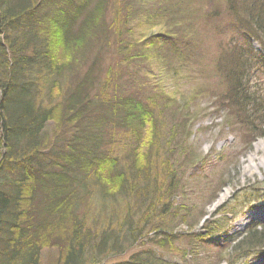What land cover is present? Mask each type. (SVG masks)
Returning <instances> with one entry per match:
<instances>
[{
  "label": "trees",
  "instance_id": "trees-1",
  "mask_svg": "<svg viewBox=\"0 0 264 264\" xmlns=\"http://www.w3.org/2000/svg\"><path fill=\"white\" fill-rule=\"evenodd\" d=\"M158 25L169 30L145 35ZM208 35L216 39L204 64ZM146 63L159 67L149 87L139 85ZM263 64L264 0H0V264H175L150 249L127 255L151 232L159 244L181 237L213 246L217 220L192 232L205 210L191 219L174 205L181 165L195 159L187 125L205 95L250 149L264 137V95L251 89ZM210 70L223 91L207 87L200 98L192 91ZM166 114L172 136L164 143L151 129L150 153L110 147L118 131L140 136ZM158 147L165 157H150ZM179 223L187 229L173 233ZM231 242L264 248V224ZM45 250H56L54 262Z\"/></svg>",
  "mask_w": 264,
  "mask_h": 264
},
{
  "label": "rangeland",
  "instance_id": "rangeland-1",
  "mask_svg": "<svg viewBox=\"0 0 264 264\" xmlns=\"http://www.w3.org/2000/svg\"><path fill=\"white\" fill-rule=\"evenodd\" d=\"M164 30L168 31L169 29L163 25H158L152 30L146 31L145 35L149 36ZM213 39L215 40L216 36L211 37L208 35L206 41L200 45L199 50L204 64L211 63L206 58L211 57L212 50L210 46ZM253 46L255 49H259L257 44L254 43ZM146 64L149 69L147 68L142 72L143 80L139 82V85L141 86L144 83L147 87L151 82L150 80L155 82L151 78L157 77L159 67L156 64ZM204 64L197 68L202 70ZM256 72L259 75L252 78L251 89L253 91L258 90V93L264 95V64L259 66ZM169 77L168 75L161 78L164 86H171L168 80ZM170 81L175 88L178 87L177 91L180 93H189V90H186L189 89V86L183 82L173 78ZM217 83L212 70H210L196 83V89L192 93H199L201 98L202 93L203 95H210L207 87L214 91H223V88L218 87ZM141 90L142 93H148L145 89L141 88ZM149 93L151 92L149 91ZM166 94L163 97L169 95ZM204 98L198 102V106H195V111H199H194V119L190 120L187 125L190 137L185 143L190 147L189 152L195 154V159L185 164L182 156L179 158L180 163L183 162L181 171L184 173L176 191L174 205L179 206L180 209H187L191 219L205 210L206 214L192 230L195 233L201 232L202 226L199 227L200 224L205 226L208 223L210 225L217 220L213 223L217 226L216 233L213 236L216 242L214 245L212 244L213 246H206L197 238L189 240L179 237L164 245L156 242L157 240L153 238L154 233L151 232L130 248L127 255L141 249H150L157 258L175 264H214L218 257H224L220 264H264V248H261L263 251L249 247L235 249V246H232L235 242H231L235 237L244 235L245 231L249 230L252 225L264 224V137H257L252 142L251 148L246 150L247 138H244L243 131L237 128L236 123H232L226 118L229 114L228 111L223 109L219 113L214 112V108L210 104L205 105L204 101L207 102L208 98L205 95ZM183 111V109H177L175 113L178 116ZM161 117H157L154 126L148 121L140 136H136L137 133L130 136L131 132L118 131L111 138L110 147L120 149V151L121 148H125V151L120 152L121 155L124 152L130 155L136 149L142 155L150 153L151 148L155 147L150 145L151 142L149 143L148 136L151 134V129L153 131L156 126V133L164 139V143L165 137L172 136L170 127L173 120L171 122L167 114L164 118ZM179 121L180 118L176 117L177 124ZM53 129L54 126L50 121L45 126L44 133L51 135ZM134 134L136 135L133 136ZM255 135L254 132L253 138ZM173 137V142H176L182 135L178 131L173 133ZM115 153H118L117 150H115ZM166 154L164 148L158 147L157 152L153 151L150 157L155 156L157 159H162ZM220 183H223L224 186H221ZM223 189L226 190L227 194L223 197L222 202L217 204L215 201ZM254 189L258 191L259 196L256 192H251ZM212 195H215L213 199H211ZM217 208L218 210H216ZM179 218L170 219V217L165 216L163 221L175 224ZM183 225L186 224H177L172 232L180 233ZM55 255L56 250H45L43 259L46 263L51 260L54 262ZM127 255L122 254L107 260H112L110 263L119 262L123 261Z\"/></svg>",
  "mask_w": 264,
  "mask_h": 264
},
{
  "label": "bare ground",
  "instance_id": "bare-ground-1",
  "mask_svg": "<svg viewBox=\"0 0 264 264\" xmlns=\"http://www.w3.org/2000/svg\"><path fill=\"white\" fill-rule=\"evenodd\" d=\"M226 190H222L220 193H219V195L217 196V199H216V201L215 202H217V204H219L220 202H222V200H223V197L224 196H226Z\"/></svg>",
  "mask_w": 264,
  "mask_h": 264
}]
</instances>
